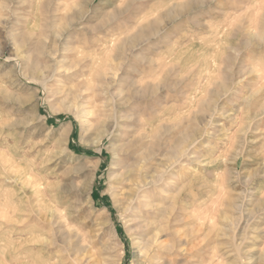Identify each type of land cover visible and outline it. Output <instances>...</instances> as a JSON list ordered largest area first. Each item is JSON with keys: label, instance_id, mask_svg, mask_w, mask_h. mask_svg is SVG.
<instances>
[{"label": "rangeland", "instance_id": "1", "mask_svg": "<svg viewBox=\"0 0 264 264\" xmlns=\"http://www.w3.org/2000/svg\"><path fill=\"white\" fill-rule=\"evenodd\" d=\"M156 2L121 23L120 0H0V264H144L142 195L163 244L204 247L165 264H264V78L238 55L264 0H201L153 51Z\"/></svg>", "mask_w": 264, "mask_h": 264}, {"label": "snow or ice", "instance_id": "2", "mask_svg": "<svg viewBox=\"0 0 264 264\" xmlns=\"http://www.w3.org/2000/svg\"><path fill=\"white\" fill-rule=\"evenodd\" d=\"M107 6L111 7L112 5L109 4ZM73 7L79 8L80 6L74 4ZM147 7L146 0H120V3L114 6L113 14L106 17V22H114L119 19L121 23H130L133 19H137L139 14ZM212 7L224 11V9L228 7V2L227 0H218V5H213ZM103 10V0H101V3L95 6L93 11L99 14L103 12ZM202 10L206 12L208 6H202L201 0H158V2L154 4V8L149 9V11H152V15L148 17V19H151L154 22L152 31L153 34L157 36V38L152 41V50L155 51L158 48L164 47L165 44L171 43L172 38L178 32L184 30L182 21L187 17L190 19V22L194 23L196 17L200 16ZM229 15L232 19L233 25H240L245 14L241 12L239 16H233L231 13ZM164 22H167L166 27L161 26ZM144 23L145 21L141 19L139 23L132 28L131 32L126 33V35L139 43L142 34L145 32L144 28L141 27ZM238 55H240L242 64L247 62L248 67L246 68V72L249 75L254 76V78H264V31H253L251 36L247 38L246 42L242 40L241 49L238 52ZM129 71L133 77L138 74V69L135 64L129 65ZM175 77V71L165 69L156 76L153 83L161 90L164 88H171ZM251 83L252 81L250 80L249 84ZM177 86L179 87V85ZM133 88H136L135 84H133ZM257 95H264V86L258 87L252 92L253 97ZM11 99V96L5 97L6 101ZM66 159H68L69 163L73 162L69 158ZM71 171L74 170L69 169V172ZM65 191L71 196L72 189L70 187L66 186ZM103 247L102 244L101 248ZM154 255L155 254L153 253V257ZM147 259L148 264H153L152 258Z\"/></svg>", "mask_w": 264, "mask_h": 264}, {"label": "bare ground", "instance_id": "3", "mask_svg": "<svg viewBox=\"0 0 264 264\" xmlns=\"http://www.w3.org/2000/svg\"><path fill=\"white\" fill-rule=\"evenodd\" d=\"M141 197H144V198H140L137 201V203H134V204H130L129 203L128 204V210H129V214L132 215V217H135V218L139 217V218L142 219V222L144 223V225L142 226V228L138 232V234L142 238L146 237L144 242H142L141 248H140L142 254H144V255H142L143 263L144 264H148V259L147 258H152L153 259V264H165V262L161 261V260L164 259L163 258L164 255H172V254L174 255V254H179V253L184 254L185 256L187 255V257L188 256L194 257V258H196V260L198 262H203L204 259H205L204 255H203L204 254L203 253L204 252V250H203L204 247H197L198 243H196V246H193V247L190 246L191 248L189 250H192V251H189V250L185 249L184 250L185 252L182 253L183 250L180 252L179 246L177 244H173V243H171L169 245L168 244H163L159 240V234L162 231V228H161L162 226L156 224L155 217H153L151 215V212L148 211L149 208L153 207L152 200L149 199V198H146L147 196L145 197V196L142 195ZM154 211L155 210H153V212ZM196 214H197V212H196ZM199 214H201V213H199ZM202 215L203 214H201V216L198 217V219H200V220L202 219L201 223L204 222V217H205V215H203V217H202ZM163 220L164 219H162V221ZM163 224H164V221H163ZM200 225H202V224H200ZM197 226L198 225H196V227ZM210 226H212V225H210ZM200 227H202V226H200ZM210 228H212V227H210ZM190 236H191V234H190ZM197 237L198 236L194 237L193 239H195ZM188 238H190V237H188ZM189 242H191V241H189ZM214 251H212V255L213 256L216 255V252H214ZM153 253L155 254L154 257H153ZM171 261L173 262V260H170L167 264H173Z\"/></svg>", "mask_w": 264, "mask_h": 264}]
</instances>
